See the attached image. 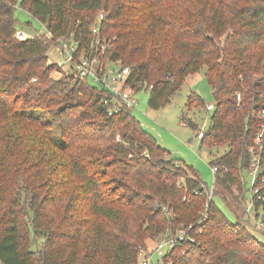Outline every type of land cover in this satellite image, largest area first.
<instances>
[{
	"label": "trees",
	"instance_id": "trees-1",
	"mask_svg": "<svg viewBox=\"0 0 264 264\" xmlns=\"http://www.w3.org/2000/svg\"><path fill=\"white\" fill-rule=\"evenodd\" d=\"M18 6L53 38H18ZM97 24L101 40L117 37L105 58L132 67L128 86L150 90L152 109L206 69L214 109L192 93L187 111L210 114L201 146L221 171L215 196L240 202L248 147L264 122V0H0L2 264H139L147 239L201 218L206 183L132 109L109 114L101 88L52 77L56 39L89 45ZM182 120L198 128L188 114ZM238 217L212 200L196 242L178 245L165 264H264V242Z\"/></svg>",
	"mask_w": 264,
	"mask_h": 264
},
{
	"label": "built area",
	"instance_id": "built-area-1",
	"mask_svg": "<svg viewBox=\"0 0 264 264\" xmlns=\"http://www.w3.org/2000/svg\"><path fill=\"white\" fill-rule=\"evenodd\" d=\"M104 16V13L99 15V22ZM93 31L98 35L99 24L94 26ZM46 32L48 37L53 38L52 32L48 30ZM94 41L91 40L89 45H84L75 37L67 38L62 36L57 38L55 49L59 54V58L53 63L57 65L58 71L62 76L70 75L76 80H91L96 84H100L102 86L101 89L106 92L103 103L107 107L109 114L118 113L123 108H136L138 103L135 97L136 92L128 86L132 67L122 66L119 62L107 60L105 52L111 44L106 43V40L102 41L99 36ZM259 81L264 84V78ZM261 96L264 99V93ZM238 97L239 99L241 98L240 95ZM213 109V104L207 105L208 111ZM260 115L264 118V102ZM204 133L205 129L201 128L197 136L202 139ZM248 153L251 156V161L249 167L243 173V192L241 194L238 193L240 196L239 201L243 204L242 211L250 226L264 232V122L260 124L253 144L248 147ZM224 170L228 171V168L225 167ZM212 171L215 175V184L217 186L213 187V189L208 186L205 187L207 201L199 221L189 225L184 224L174 231H167L157 239H150V243L146 242V246L139 251V264H152L154 257L158 258V264H165V257L178 245L196 242L195 235L202 231L201 225L208 218L210 203L214 200L215 192L217 187H219L216 177L221 171L217 166H212ZM247 178H250L248 188ZM247 192L249 194L248 204ZM196 193L198 194V192ZM168 264H173V262L169 260Z\"/></svg>",
	"mask_w": 264,
	"mask_h": 264
},
{
	"label": "rangeland",
	"instance_id": "rangeland-1",
	"mask_svg": "<svg viewBox=\"0 0 264 264\" xmlns=\"http://www.w3.org/2000/svg\"><path fill=\"white\" fill-rule=\"evenodd\" d=\"M15 16L18 19L16 33L18 38L23 39L47 34L45 25L35 18L28 10L18 6L15 11ZM98 36L97 33L94 31L92 32L93 41ZM105 40L106 43H112V41L116 43L117 37L111 39L104 38L102 41ZM58 58L59 54L55 49V45H53L48 52V62L53 63L58 60ZM52 77L60 79L63 76L56 70L52 73ZM89 82L99 88L102 87L100 84H96L91 80ZM192 93L199 94L208 104L212 103L214 100L213 88L207 80L205 68L188 76L182 89L171 98V102L167 106L161 109H152L149 107L150 90L145 91L142 89L136 92L135 97L138 103L136 108L132 109V113L141 122L142 126L157 139L158 143L167 149L171 157L179 159L185 167L193 168L206 185L210 189H213V187L217 185L215 184V175L212 171V165L210 164L211 150L202 147L201 139L197 136L201 128L208 130L211 127L210 114L206 109L201 108L188 113L187 103ZM183 114H188V118L197 123L198 128L196 130L187 124L189 120H182ZM212 151L220 155L224 153L225 149L214 148ZM247 182L248 188L250 178H247ZM219 189L220 188L217 187V190ZM224 194L227 196L230 204L219 196H215L214 201L229 219L235 222L239 219L238 215H240L244 220H248L242 211L243 204L233 201L230 194ZM248 195L247 192V204ZM238 197L240 198L239 195ZM249 229L258 240L264 242V232L256 230L252 226H250ZM37 242L40 243L41 239L38 238ZM146 242L150 243V239H147ZM40 244L37 245V243H34L32 249H37ZM157 259V257H154L152 264H158Z\"/></svg>",
	"mask_w": 264,
	"mask_h": 264
}]
</instances>
